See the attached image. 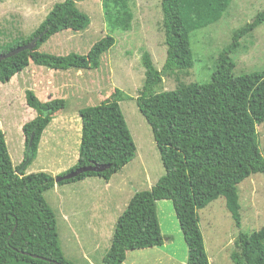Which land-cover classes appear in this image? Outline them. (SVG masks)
I'll list each match as a JSON object with an SVG mask.
<instances>
[{
  "label": "trees",
  "instance_id": "16d2710c",
  "mask_svg": "<svg viewBox=\"0 0 264 264\" xmlns=\"http://www.w3.org/2000/svg\"><path fill=\"white\" fill-rule=\"evenodd\" d=\"M77 1L65 0L54 6L33 36L0 46L7 55L29 44L46 32L33 51H24L0 61V83L9 84L31 64L53 71L97 70L101 57L115 44L107 36L84 56L64 57L40 53V45L61 32H84L91 19L76 9ZM108 26L130 31L133 0H101ZM233 0H161L162 27L167 57L161 71L150 55L144 54L145 85L137 106L153 132L165 169V176L150 191L136 192L119 217L110 249L102 264H124L127 253L164 245L157 203L171 201L188 250L187 264H210L200 229L199 212L219 198L238 228L241 205L238 186L253 175L264 174V155L257 126L264 124V70L235 77V62L242 42L264 24V12L253 23L234 31L231 44L219 55V67L209 84L182 85L175 91L155 94L168 75L188 74L194 67L191 36L220 22ZM95 107L79 111L81 144L77 165L61 178L79 169L107 167L103 172H85L59 186L89 178L105 183L130 164L137 148L123 116L121 90ZM27 106L37 117L24 125L26 153L33 157L16 168L4 133L0 130V264H71L60 246L55 212L45 193L56 187L47 173L26 174L39 151L42 136L56 114L66 107L65 100L41 103L26 91ZM24 168L20 173L19 170ZM238 249L231 254L233 264H264V227L251 234L240 233Z\"/></svg>",
  "mask_w": 264,
  "mask_h": 264
},
{
  "label": "rangeland",
  "instance_id": "374dc122",
  "mask_svg": "<svg viewBox=\"0 0 264 264\" xmlns=\"http://www.w3.org/2000/svg\"><path fill=\"white\" fill-rule=\"evenodd\" d=\"M63 1L0 0V46L31 38L54 6ZM76 9L91 19L89 29L80 33L65 31L56 34L40 45L38 51L59 57L70 54L84 56L107 36L115 40L113 48L101 57L97 70L53 71L31 64L9 84L0 83V130L5 135L12 162L18 168L28 156L23 127L37 117V112L27 106L26 91H32L41 103L65 100V109L56 114L55 120L60 119L57 123L52 121L47 129L51 133L49 142L41 145L26 171L27 175L44 172L56 181L78 162L82 128L79 111L100 105L116 89L122 91L124 98L120 107L137 148L135 159L112 178L110 186H105L106 183L99 178H89L64 186L57 184L54 190L44 195L55 212L60 246L66 260L71 264H90L80 257L70 230L65 228L63 211L66 213L65 221L74 226L73 233L77 234L81 247L93 248L91 264H102L117 220L131 198L136 192L150 191L165 176L153 132L138 109L137 98L145 85L142 57L150 55L155 68L161 71L167 57V46L161 0L131 1L134 20L130 31H113L108 26L101 0L77 1ZM262 12L264 0H233L220 22L192 34L193 69L188 74L165 76L163 84L155 88L154 93L175 91L182 85L209 84L218 70L219 55L231 44L234 31L253 23ZM232 59L235 77L264 70V24L242 42ZM65 118L67 123L61 121ZM257 132L264 155V124L257 126ZM52 142H55V149ZM64 168L69 169L64 171ZM238 189L240 228L236 226L224 198L199 212L200 229L210 264H233L231 254L238 249L239 234H251L264 227V174L249 177ZM104 196L111 197L114 203L110 210L107 209L108 218L100 220L97 214L103 209L97 202ZM98 206L100 208L96 210ZM157 211L164 246L128 252L124 264H187L188 250L172 202H158ZM110 230L112 234L109 236Z\"/></svg>",
  "mask_w": 264,
  "mask_h": 264
},
{
  "label": "crops",
  "instance_id": "0c3cea01",
  "mask_svg": "<svg viewBox=\"0 0 264 264\" xmlns=\"http://www.w3.org/2000/svg\"><path fill=\"white\" fill-rule=\"evenodd\" d=\"M60 119V118H59ZM59 119H57V121L55 120V118L53 119V122H54V120L56 121V123L58 122V120ZM61 121H64L65 123H67V121H66V118L65 119H61ZM76 122H77V120H75ZM52 122V123H53ZM51 123V124H52ZM70 123H71V121H70ZM50 127V126H49ZM48 127V128H49ZM47 128V129H48ZM47 129L45 130V132H44V134H43V136H42V139H41V143H40V147H41V145H43V143L46 145L49 141H48V137H49V135L51 134V133H49V132H47ZM82 129V128H81ZM79 132H80V129L78 128L77 129ZM24 144H25V139H24ZM52 145H53V147H54V149H55V142H52ZM40 147H39V149H40ZM67 169H69V168H64L63 170L65 171V170H67ZM70 170V169H69ZM68 171V170H67ZM111 181H112V179H111ZM110 181V182H111ZM110 182L109 183H106L105 184V186H110ZM104 199H100V202L98 201L97 203L102 207V209H103V211H102V213H98L97 214V216L99 217V219L100 220H104L105 218H108L107 217V215L108 214H106V212H107V209L109 208V210L111 209V205L114 203V201L112 202V198L111 197H106V196H104L103 197ZM107 205V206H106ZM100 206H98L97 208H96V210L98 209V208H100ZM93 213H96V211H94ZM63 214H64V222H65V228H68L69 230H70V235H71V239H72V241L74 240L75 242H76V244H77V247H78V251H79V253H81V255H80V257H82V259L84 260V261H86V262H89L90 264L92 263V258H94V255H92L91 253H93V248L91 247V248H84V247H81V245H80V243H79V241H78V238H77V234L75 235L74 233H73V229H74V226L73 225H70V222H68V221H65L66 220V213H65V211H63ZM74 231H75V229H74ZM66 232V231H65ZM68 233H69V231H68ZM66 234H67V232H66ZM112 234V231L110 230L109 231V236ZM114 234V233H113ZM168 241H170V238H168L167 239ZM166 240V241H167ZM165 243V242H164ZM95 246H98L97 244H95ZM111 246V245H110ZM110 246H109V244H108V246H107V248H109L110 249ZM164 246V245H163ZM107 248L106 249H104V250H107ZM82 252L84 253L83 255H82ZM95 260V259H94ZM181 264H184V262H182Z\"/></svg>",
  "mask_w": 264,
  "mask_h": 264
},
{
  "label": "water",
  "instance_id": "95a60500",
  "mask_svg": "<svg viewBox=\"0 0 264 264\" xmlns=\"http://www.w3.org/2000/svg\"><path fill=\"white\" fill-rule=\"evenodd\" d=\"M45 34H46V32L42 33L41 35H39V37L33 39L29 44L22 46V47H19L7 55H0V61L11 58V57H13L17 54H20L21 52H24V51H33L37 47L38 42L43 38V36ZM32 157H33V152L31 151V146H30L29 150H28V156H27L26 164L29 163V161L32 159ZM106 169H107V167H100V166H93V167H89L86 169H79L73 173H70L69 175H66L64 177L56 179L55 182H56V184H58L61 181L74 179V178L78 177L80 174L85 173V172H97V173H99V172L105 171Z\"/></svg>",
  "mask_w": 264,
  "mask_h": 264
}]
</instances>
